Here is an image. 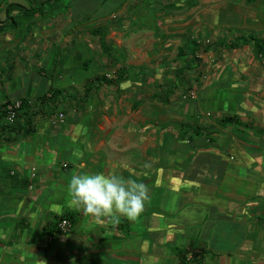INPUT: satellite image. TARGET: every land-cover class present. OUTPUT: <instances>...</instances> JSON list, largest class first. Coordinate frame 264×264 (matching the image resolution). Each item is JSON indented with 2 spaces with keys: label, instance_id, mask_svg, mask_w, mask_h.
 <instances>
[{
  "label": "crops",
  "instance_id": "crops-1",
  "mask_svg": "<svg viewBox=\"0 0 264 264\" xmlns=\"http://www.w3.org/2000/svg\"><path fill=\"white\" fill-rule=\"evenodd\" d=\"M21 1L0 0V23L6 18L7 3L30 7L40 0ZM117 1L119 7L124 5L118 11V4L85 0L77 8L85 9L86 3L91 8L75 17L55 8L42 14L14 11L16 26L0 30V104L27 96L36 101L56 89L64 104L49 116L38 114L34 132L16 142H7L9 136L0 127V264H178V249L190 243L201 264H264V53L236 39L249 34L264 37L261 0H205V21L220 25L198 30L197 38L207 42L201 44L206 50L197 52L195 62L191 59L184 79L173 71L189 53L174 61L172 83L166 80L174 87L170 103L152 99L160 90L154 81H165L154 77L153 68L156 90L135 97L172 109L163 117L160 111L148 112L157 115L155 121L143 113L119 121L113 111L97 125L100 134L89 136L83 118L101 102L98 87H112L127 97L146 81L128 77L119 88L94 84L85 103H78L79 110L69 97L80 99L87 79L98 73L111 76L114 70L113 66L90 77H74L81 73L78 44L84 28L100 48L90 29L109 24L105 36L109 45L112 29L123 28L112 23L111 10L119 12L118 18L130 14L142 24L153 20L149 14L137 13L143 0ZM88 13L94 14L93 24L85 23L83 29L71 25L80 16L90 22ZM178 35L179 49L190 36ZM53 47L55 64L49 76L43 64ZM12 54L16 56L8 62ZM74 57L79 64H65V58ZM65 77L71 79L67 84ZM57 79L64 83L54 85ZM75 81L79 87L73 85ZM186 84L199 87L191 101H185L184 91L178 92ZM65 106L72 108L71 115ZM124 113L125 118L129 111ZM229 117L232 121L221 124ZM160 121H165L163 129ZM170 123L174 125L168 127ZM83 173H115L145 184L150 198L143 212L135 221L120 217L101 223L75 210L69 204L67 185L73 175ZM68 213L72 227L62 234L57 222Z\"/></svg>",
  "mask_w": 264,
  "mask_h": 264
},
{
  "label": "rangeland",
  "instance_id": "rangeland-1",
  "mask_svg": "<svg viewBox=\"0 0 264 264\" xmlns=\"http://www.w3.org/2000/svg\"><path fill=\"white\" fill-rule=\"evenodd\" d=\"M84 1L85 0H59L56 2V4L48 6L46 10L55 8L56 10L59 9L64 14H68L71 11L72 12L71 16L75 17L76 14L79 15L82 14L83 12L86 13V11L91 8V4L86 3L85 9L79 10L77 6L79 5L80 8H82L81 6L83 5ZM100 1L102 0H93V2L95 3H99ZM107 1L109 2L107 6L112 5V7L116 6L119 3L117 0H105V2ZM143 1H144V6H139L136 10L138 14L146 13L150 15V17L153 20L151 22H148L147 24H142L141 22L134 20L133 17H131L132 15L130 14H128L126 17L121 16L120 18H118V15L120 14L117 11L121 10V8L124 6L123 5L122 7H119V4H121V2L116 6L117 11L111 10L112 23L117 25L118 23H121V25H123V28L112 29L113 32H111L112 35L109 37V45L113 47L112 49L118 55L117 56L118 64L120 63V65L121 64L124 65L127 64V62H131L134 63L132 64L134 66L142 65L145 66L146 69L153 68L155 70L154 77L159 78L160 81L167 80L170 83H172L171 71L173 70L174 59L176 58L178 51V45L181 43V38H179L178 34L182 33L183 35H189L190 39H196L199 40L201 44L203 43L205 44L207 43L206 41L197 38L198 30L204 29L205 27H211V28L213 27L214 29H217L218 25L220 24L214 21L211 23L205 21V18L202 15L203 8H205L207 5L204 2L205 0H143ZM239 1L243 2L245 0H239ZM208 2L211 3V0H208ZM21 3L26 4L24 0H22ZM259 4L262 7H264L263 0H261V2L259 1ZM113 13H115L116 16L113 15ZM88 14L90 15L89 16V20H91L90 22L88 21V17L80 16L79 21L74 22L71 25L78 27L80 26L83 29V27H85V23L93 24L92 20H95L93 16L94 14L92 15L91 13ZM0 17H2L1 12H0ZM109 23L111 24V22ZM49 24L52 23L49 22ZM49 27L51 26L49 25ZM86 30L87 28L86 29L84 28L82 30L81 42L80 44H78V46L80 49L79 56H81V60L86 59L88 61V67L87 68L81 67L79 70L81 72L79 76L78 73L76 75V72L74 74L75 78H81V79L84 75L90 77L95 72H106L108 69L114 66L113 64H110L108 60L105 58V55L101 52L99 46H97L98 45L97 42L96 44L93 42L94 37L92 38L88 34H85ZM89 37L91 40H88ZM55 50L56 49L54 48V52L52 55H49L48 57L46 56V61L43 64V67L46 69V71H48L49 76L51 75V72L54 69ZM15 56H16L15 54H12L10 57L11 60H8V62L14 60ZM72 63L79 64L80 59L78 61L77 58L75 57L72 59L70 58L69 60L65 58L66 65L69 66V64L71 65ZM199 72L203 74V72L201 71ZM54 75H56V72ZM129 77H131L130 78L131 81L137 78L141 79V77H139V75L135 74L133 71L130 72ZM202 78L203 77L201 76V79ZM152 79H153L152 77L147 78L146 81L143 82L141 86L137 87L136 92H132V93L127 92V97L121 95V93L116 92L112 87H105V86L98 87L97 96L98 99L101 100V102H99V104L93 106L90 110H88L91 112V114L88 113L83 118V120L89 126V130H88L89 136H94L92 135V133L94 132L95 134H97L98 132L100 134V130L97 125L102 124V121L104 120L103 115H108V117H110L113 111H117V117H115V119H118L119 121H121L122 119L128 120L130 118H133L132 114L139 115L141 113H143L142 116L146 117V119L148 116L149 119L155 121L157 115L149 114L148 112L160 111L163 117V115L166 112L170 111V109L172 108L168 107V105L163 106L160 104H156L152 99H148L146 97L143 99L141 98L139 100H136L135 98L136 95L140 96L142 93L144 95H147L151 93L152 90L153 91L156 90L152 85V81H151ZM64 80L66 81L67 84L68 82H70L71 79L69 77H65ZM53 83L54 85H62L64 82L62 79H57L54 80ZM73 85L79 87V83L77 81H75V84ZM198 88H199L198 85L191 86L186 84V87L184 89H179L178 92L184 91L185 94L184 99H186L185 101H191L195 99L196 96H198ZM132 94H135V96H133ZM134 98L135 100H133ZM131 103L132 106L130 105ZM65 108L67 112H70L71 115L72 108L68 106L67 107L65 106ZM127 110L129 111V113H127V116L124 118L122 115L126 114L124 112H126ZM142 119L143 118H140L139 121L141 122ZM147 123L148 121L146 120L145 126ZM164 123L165 121L160 123L161 129L165 127V125H163ZM120 124L121 123H119L118 125ZM141 124L139 125L142 127L143 124L142 125ZM105 125L106 127L110 128L109 125L107 124ZM173 125L174 124L170 123L168 127H172ZM136 128L138 127H135L134 133L137 132ZM140 131H142V129ZM132 136L135 137V134H133ZM163 136L164 135L162 134V137ZM164 137H165V141L167 142L168 138L166 136ZM167 264H171V263H167Z\"/></svg>",
  "mask_w": 264,
  "mask_h": 264
},
{
  "label": "trees",
  "instance_id": "trees-1",
  "mask_svg": "<svg viewBox=\"0 0 264 264\" xmlns=\"http://www.w3.org/2000/svg\"><path fill=\"white\" fill-rule=\"evenodd\" d=\"M59 0H40L36 5H31L30 7H26L20 3L11 2L7 3L4 7L6 18L0 23V30H4L8 26H16V21L11 16L12 12H17L20 14H32L38 12L42 14L46 11V8L50 5L56 4ZM8 22V23H7ZM110 27L109 24H102L93 27L90 29V33L94 36L98 37L99 45L102 52L106 55L108 62L114 65L113 74L111 76L106 75V73H98L95 74L93 77L86 80V84L83 87V94L78 99L74 95H69L70 98L76 100L75 108L76 110L81 109L80 105H83L87 98L90 96V92L93 89L94 84L104 83L107 85H112L115 88H119V84L126 80L129 77L131 71L135 74L141 75L142 80H146L148 77H152L154 74V70L152 68H145V66H132V65H121L116 67L117 64V54L116 52L107 44L105 36L106 33L109 31ZM238 41L241 40L242 44L252 43L256 50L260 53H264V37L259 38L254 34L249 35H240L236 38ZM189 43L188 45H186ZM231 46L238 45V42H231ZM189 46V47H188ZM201 49L206 50V47L202 48L200 42L196 39L187 38L183 41L182 45L178 49L176 58L174 61H180L178 58L184 54L189 53V57H187L184 64L178 65V67L173 71V75L178 78L184 79L188 70H190V62H195L197 58V52ZM82 67H88V61L86 59L82 60ZM131 70V71H130ZM154 85L159 87L160 90L156 94L152 96V99L158 101L160 104H168L170 103V99L174 94V87L169 86L167 81L159 82L157 80L154 81ZM49 92V91H48ZM60 89L52 90L47 93H44L36 98V101L32 100L30 97H20L18 99L19 104L15 106L16 101H6L0 104V127L1 129L7 133L6 141L7 142H16L20 139L26 138L31 135L35 130V117L38 114L49 116L55 111L58 107H61L63 104L62 99L59 97ZM7 105H11L13 114L12 121H8L7 114L8 108ZM44 111L45 114H44ZM42 112V113H41ZM232 121V119L222 118L220 120L221 124H225L227 122ZM63 217H67L69 219L72 218L71 214H64ZM178 257L179 262L178 264H201L194 258L196 254H198V250L189 244L186 248H179L178 249ZM188 253H191V256L188 257Z\"/></svg>",
  "mask_w": 264,
  "mask_h": 264
},
{
  "label": "clouds",
  "instance_id": "clouds-1",
  "mask_svg": "<svg viewBox=\"0 0 264 264\" xmlns=\"http://www.w3.org/2000/svg\"><path fill=\"white\" fill-rule=\"evenodd\" d=\"M67 193L72 208L101 223L118 221L120 217L135 221L150 198L145 184L115 173L73 175Z\"/></svg>",
  "mask_w": 264,
  "mask_h": 264
},
{
  "label": "built area",
  "instance_id": "built-area-1",
  "mask_svg": "<svg viewBox=\"0 0 264 264\" xmlns=\"http://www.w3.org/2000/svg\"><path fill=\"white\" fill-rule=\"evenodd\" d=\"M18 104H19V102L16 101L15 106H17ZM6 107L9 109L8 110V114H7V119H8V121H12L13 114H14V112L11 110L12 107H11V105H7ZM58 118L59 119H62L63 118L62 112H59L58 113ZM57 227H58V230L62 234H67L71 230L72 224H71V221L67 217H61L58 220V222H57Z\"/></svg>",
  "mask_w": 264,
  "mask_h": 264
}]
</instances>
